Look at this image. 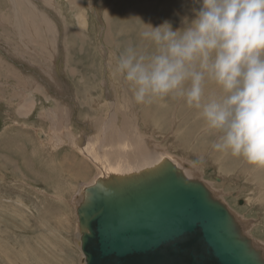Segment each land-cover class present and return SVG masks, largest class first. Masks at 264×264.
Masks as SVG:
<instances>
[{"label": "rangeland", "instance_id": "obj_1", "mask_svg": "<svg viewBox=\"0 0 264 264\" xmlns=\"http://www.w3.org/2000/svg\"><path fill=\"white\" fill-rule=\"evenodd\" d=\"M70 1L0 0V264H85L77 209L97 171L77 152L79 142L77 150L68 144L111 122L119 100L137 122L135 137L140 132L138 140L167 151L182 169L198 170L192 180L264 250V168L215 151L216 134L182 100L137 105L114 73L124 47L143 46L142 22L168 20L176 29L194 18L198 0ZM31 98L36 107L22 116ZM57 138L64 146L55 152L50 140Z\"/></svg>", "mask_w": 264, "mask_h": 264}, {"label": "clouds", "instance_id": "obj_2", "mask_svg": "<svg viewBox=\"0 0 264 264\" xmlns=\"http://www.w3.org/2000/svg\"><path fill=\"white\" fill-rule=\"evenodd\" d=\"M198 2L176 29L142 22L143 46L124 47L114 73L137 105L182 100L216 134L215 151L264 168V0Z\"/></svg>", "mask_w": 264, "mask_h": 264}, {"label": "water", "instance_id": "obj_3", "mask_svg": "<svg viewBox=\"0 0 264 264\" xmlns=\"http://www.w3.org/2000/svg\"><path fill=\"white\" fill-rule=\"evenodd\" d=\"M77 216L85 264H264L228 207L170 161L97 180Z\"/></svg>", "mask_w": 264, "mask_h": 264}, {"label": "bare ground", "instance_id": "obj_4", "mask_svg": "<svg viewBox=\"0 0 264 264\" xmlns=\"http://www.w3.org/2000/svg\"><path fill=\"white\" fill-rule=\"evenodd\" d=\"M77 18L81 27L80 29L82 30L86 29L87 23L83 14L82 13L78 14ZM106 41H108V39ZM31 99L27 100L25 103H22L20 109V112H22L21 113L22 116L25 117L29 116L30 114H32L34 107H36L34 98L32 100ZM120 101L121 100H119V104H117L118 108L113 109L112 113L109 114L105 120L107 121V119H109V117L112 116L110 117L111 122L109 123L107 122L105 124L104 121H101L98 124H95L94 129L96 130V133L87 134V136L83 138V141L77 140L74 143L71 141L72 143L68 144L70 146L72 144L75 145V150L82 147L81 149H78L77 152L80 151V153L83 154L86 158H88L89 161L92 163V165L95 167L97 171V175L93 177V179L91 180L93 182L91 185H93L97 180H108L112 177H125L134 174H140L145 171H149L157 168L165 161L172 162L188 179L196 178L198 176L199 173L198 170L194 168L182 169V166L173 158L172 155H170V153L158 149V147L152 144L149 140L147 141L138 140V138L141 137L140 132L139 134L137 133L138 138H136L135 137L136 134H134V129H136L134 125L137 124V122H135L134 124L133 123L134 120L132 119V117L124 113V110L120 106V104H124V103ZM112 104H110L109 102L108 105L111 106ZM52 115L55 116L56 113H53ZM51 119H56V116L55 117L51 116ZM176 119H180V118H176ZM180 125L181 124H179V126ZM179 126L177 127V129L179 128ZM53 133L54 132H51V136ZM44 141L46 140H43V143ZM50 142L52 144V149L55 152L57 151L58 148H63L64 146L58 142V138L54 141L51 139ZM78 142H79V146L76 149ZM85 189L86 188H84L83 199L85 197ZM80 239H81V234H80ZM253 243L255 248L263 253V257H264V250L260 249L259 246V245L262 246L263 243L258 242L259 245L254 241ZM80 244L81 242L80 240H78V245L81 250Z\"/></svg>", "mask_w": 264, "mask_h": 264}]
</instances>
